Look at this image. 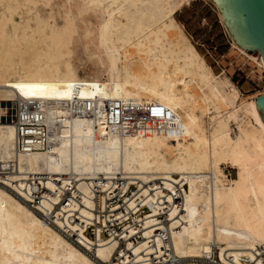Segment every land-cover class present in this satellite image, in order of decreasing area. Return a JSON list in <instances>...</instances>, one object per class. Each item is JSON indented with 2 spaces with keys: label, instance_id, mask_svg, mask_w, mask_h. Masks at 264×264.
<instances>
[{
  "label": "bare ground",
  "instance_id": "6f19581e",
  "mask_svg": "<svg viewBox=\"0 0 264 264\" xmlns=\"http://www.w3.org/2000/svg\"><path fill=\"white\" fill-rule=\"evenodd\" d=\"M187 1L0 0V101L16 116L0 104V264H264V92L240 99L212 72L174 18ZM22 123L35 140H17ZM142 204L121 233L85 234Z\"/></svg>",
  "mask_w": 264,
  "mask_h": 264
},
{
  "label": "rangeland",
  "instance_id": "374dc122",
  "mask_svg": "<svg viewBox=\"0 0 264 264\" xmlns=\"http://www.w3.org/2000/svg\"><path fill=\"white\" fill-rule=\"evenodd\" d=\"M174 18L207 66L216 76L223 77L232 83L240 99H247L264 92V67L260 63V52L256 48L250 53L241 47L243 52L238 49V45L231 39L222 21L215 1L188 0L174 14ZM77 51L73 53L74 61L73 56L70 58L73 67L75 68V64H78L80 74L89 72L92 68L91 63L87 61L86 64L80 65V61L76 59L84 58V55L80 53V49ZM86 67L89 69L87 70ZM103 92L104 98L110 99V92L106 89ZM12 102L0 101L2 106L8 107V116L1 119H10V116L15 114ZM203 124L205 125V122ZM221 167L224 179L235 178L236 168L230 163L226 162ZM217 261L211 263L219 264Z\"/></svg>",
  "mask_w": 264,
  "mask_h": 264
},
{
  "label": "water",
  "instance_id": "95a60500",
  "mask_svg": "<svg viewBox=\"0 0 264 264\" xmlns=\"http://www.w3.org/2000/svg\"><path fill=\"white\" fill-rule=\"evenodd\" d=\"M231 39L247 53L257 49L264 64V0H213ZM264 122V95L254 99Z\"/></svg>",
  "mask_w": 264,
  "mask_h": 264
},
{
  "label": "built area",
  "instance_id": "2783aa9c",
  "mask_svg": "<svg viewBox=\"0 0 264 264\" xmlns=\"http://www.w3.org/2000/svg\"><path fill=\"white\" fill-rule=\"evenodd\" d=\"M30 102L27 103L26 106L23 105V107H21V111L19 112V114H23L21 115V118L22 119H25L24 118V115H28L29 114V111H30ZM20 110V108H19ZM114 113V112H113ZM152 111H150V116H148V118L144 117V119L146 120H149V122H153V115H152ZM115 114V113H114ZM13 116H15V114H13ZM16 117V116H15ZM27 119V118H26ZM43 117L41 114H39V117L37 118V116L34 117V120L35 122H37V120H42ZM119 121V120H117ZM28 126H32L31 124L29 123H22L19 125V130H18V138L17 140L20 141L21 144H24L26 143V140L27 139H30V140H35V138L33 137V134H30V133H27L25 132V130H22L23 128H27ZM36 135H38V137H41L42 141L45 140V137H46V132L45 130L43 129L41 132H38ZM25 138L24 140L22 138ZM20 147V146H18ZM22 148V147H20ZM124 181L122 180L121 184H123ZM37 186H40L39 184ZM135 189V185L134 184H131L129 185V187L125 190V191H121V190H116L115 193H112V195L110 196L109 199H107V207L110 206V207H113L115 205H125V202H123L124 200V195H126L130 190H134ZM99 190H102L101 186H99ZM170 193L169 191L166 192V194ZM69 195L68 191H66V194H64L62 196V199H61V202H65L67 199V196ZM180 196V195H179ZM37 199V198H36ZM164 200H166V198L163 197ZM30 205H34V202H29ZM162 207H163V210L164 212L161 214L162 215V221H166L165 219L167 218L166 217V211L168 210V205L169 206H172V207H176L178 208V211H180L182 209V199H181V196L180 197H176L175 199V202L171 203V202H164V203H161L160 204ZM97 210V213H100L101 215H104V214H113L112 211H107V208L104 210L105 212L101 213L99 212V208H96ZM151 212V208L149 207V205L147 204H142L140 205V207L138 209H136L135 211L131 210V209H128V213H129V217L124 220V221H118L115 219V215L114 216H111V220L110 219H105V221L103 222V217L100 218V222L96 224H87L84 232L85 234L90 237V238H94V234L96 232V230L98 228L101 229V235L102 237H108L109 235L111 234H118V233H121L122 232V229L124 228V226L128 223V222H131L133 220H136V218H139L141 216H144L146 214H149ZM114 219V220H113ZM136 223V221H135ZM165 237V235L163 236ZM73 238V237H72ZM74 239V238H73ZM118 249H122V248H125V243L123 240H120L119 242V245L117 246ZM216 251V249H215ZM218 261H217V260ZM210 261L214 262V261H217V263H219V259H218V256L216 253H214L211 258H210ZM212 262V263H213Z\"/></svg>",
  "mask_w": 264,
  "mask_h": 264
}]
</instances>
